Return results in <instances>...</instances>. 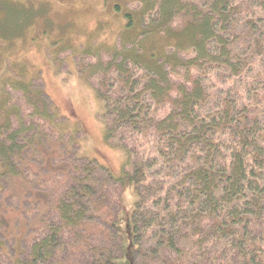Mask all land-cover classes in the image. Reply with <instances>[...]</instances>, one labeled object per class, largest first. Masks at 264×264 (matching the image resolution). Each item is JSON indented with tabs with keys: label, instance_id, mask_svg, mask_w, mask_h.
<instances>
[{
	"label": "trees",
	"instance_id": "16d2710c",
	"mask_svg": "<svg viewBox=\"0 0 264 264\" xmlns=\"http://www.w3.org/2000/svg\"><path fill=\"white\" fill-rule=\"evenodd\" d=\"M126 4L105 59L78 67L123 177L76 156L81 127L40 76L3 66L0 264H117L124 179L138 196L133 264H264V0ZM32 12L0 0V43Z\"/></svg>",
	"mask_w": 264,
	"mask_h": 264
},
{
	"label": "rangeland",
	"instance_id": "374dc122",
	"mask_svg": "<svg viewBox=\"0 0 264 264\" xmlns=\"http://www.w3.org/2000/svg\"><path fill=\"white\" fill-rule=\"evenodd\" d=\"M7 1L30 9L34 17L22 37H15L10 45L0 43L2 61L7 59L0 65V83L1 76L7 78L3 72L5 65L20 77L37 80L34 82L37 87L41 85L40 76L58 114L81 127L76 156L94 160L107 166L114 176L123 177L127 171L126 153L106 141L104 104L97 97L91 80L78 67L82 68V59L85 67L92 64L95 54L105 59L104 51L113 45L122 28L123 11L132 9L126 2L134 0ZM115 5L120 6L119 12L114 11ZM137 198L131 180L124 179L116 225L122 257L117 264H133L131 227Z\"/></svg>",
	"mask_w": 264,
	"mask_h": 264
}]
</instances>
